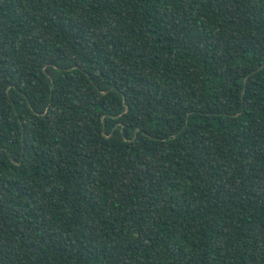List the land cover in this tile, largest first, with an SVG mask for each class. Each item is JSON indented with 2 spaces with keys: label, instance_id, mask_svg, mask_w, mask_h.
I'll list each match as a JSON object with an SVG mask.
<instances>
[{
  "label": "trees",
  "instance_id": "trees-1",
  "mask_svg": "<svg viewBox=\"0 0 264 264\" xmlns=\"http://www.w3.org/2000/svg\"><path fill=\"white\" fill-rule=\"evenodd\" d=\"M0 264H264V0H0Z\"/></svg>",
  "mask_w": 264,
  "mask_h": 264
}]
</instances>
